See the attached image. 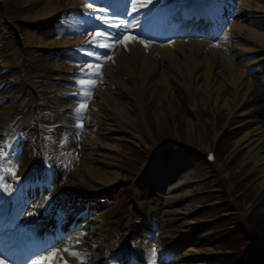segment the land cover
<instances>
[{
    "label": "rangeland",
    "instance_id": "rangeland-1",
    "mask_svg": "<svg viewBox=\"0 0 264 264\" xmlns=\"http://www.w3.org/2000/svg\"><path fill=\"white\" fill-rule=\"evenodd\" d=\"M4 1L6 6L13 7L23 17L28 11L40 8L44 1L56 2L55 0H32L31 4L28 5V3H24V0ZM236 1L235 12L241 5V0ZM251 1L256 3L259 0ZM262 1L264 6V0ZM74 2L73 0H61L60 6L66 7ZM251 6L253 10L257 9L256 4H251ZM260 14L263 16L264 11ZM256 15L258 14H254V16ZM252 16L253 14L249 13L241 18L243 20L241 24L245 28L239 39H235V43L231 45L234 47L230 48H232L233 56H239L238 58H244L245 55L249 56L243 52L244 50L253 51L252 58L245 62L250 64L256 60L257 64H247L250 69L241 70L239 69L241 66L235 63L231 57L228 60H231L229 62L233 64V68H230L227 59L214 61L216 70H221V72L210 73L209 83H206L208 89L205 92L202 83L207 82L208 59L206 58L209 53H196L188 61V65L195 69L194 87L196 91L195 99L187 101V107L183 106L182 88L185 86L184 79L191 80V78H187L189 72L184 71L185 74H182L179 70L180 65L185 60L183 54H180L183 58L177 55L174 61L163 62L156 69L154 76L157 79L161 78V80L166 79L167 81L168 79L169 87L173 90L166 91L167 86L157 89L159 93L166 92L169 95L166 101L172 97L175 107L168 113L169 103L166 105L164 102L160 106L161 103H157L156 94V103L146 96L147 104L145 107L150 110L151 117L149 124H141L138 107L134 104L131 93L115 88L116 85L103 89L110 94L103 100L108 101L112 98V101H116L118 109L126 112L129 120L133 123V127L126 126L120 134L110 135L102 140L103 147H107L108 150L112 148L111 151H114L118 158L111 160L101 157V165L95 163L93 164L95 167H111L113 175L125 179L123 175L125 169L129 168L133 173H140L141 165L147 160V155L160 147L164 148L174 143H181L201 146L209 150L212 143L219 139L220 153L223 156L221 161L224 163L228 174L227 182L236 191V203L244 208L245 217L248 215V223L251 229L256 231L258 242L253 244L248 242L244 246L236 248V252L220 251L222 243L217 237L224 231L218 228L214 220L209 219L215 217L218 211L213 209V206L223 202L220 195H214L221 188L218 178L211 172L203 159L193 153L164 156L160 162L165 166L162 169L165 175L163 172H149L150 169H148L144 172V184L141 189L147 190L149 218L158 223L157 226H150L149 229L152 233L158 230L161 234L159 238L160 248L171 255L172 264H220V261L224 260L225 257H230L229 259L234 264H242V257L246 251L245 246H254L255 243L264 244V62L260 65L264 58V39L258 40L255 36L256 33H261L264 37V21L261 19L263 24L260 25L261 20ZM80 27L81 24H78L77 28ZM39 29V31L24 30L26 39L28 40V35H30L36 40H47L50 30H47L45 26ZM248 29H253L251 33H253L254 38L249 37L255 39L256 43L246 40ZM251 33L249 32L248 35ZM222 37L223 35L216 37L214 49L220 48L218 43L222 42L220 41ZM50 39L57 41L53 37ZM222 44L225 45L226 42ZM9 51L14 54L12 49ZM184 53H188V51L186 50ZM29 55L32 58L36 56V62L42 68L53 69V66L59 64V61L47 59L40 55L32 53ZM192 61L195 62L194 65ZM196 65L197 67H195ZM59 71L64 73L59 75L66 78H68L67 75L74 74V72L66 74L64 70ZM241 72L244 88L247 92L243 101L231 83L234 80L233 76ZM77 77L83 79L81 75ZM122 79L127 83V76L122 77ZM56 92L60 93L57 90ZM56 92L52 91L50 94L52 101L55 97L52 95ZM222 98L230 100L227 107L222 106ZM103 100L100 98L97 101L102 104ZM120 101H123V104ZM162 110H164V114H159ZM101 115L104 120L105 115ZM114 116L117 117V114ZM220 134L223 135L222 138H219ZM243 137L246 138L244 141L241 140L243 141L242 147L237 150L235 143ZM140 141L142 142L140 143ZM258 144L259 147H257ZM132 147L138 152H135ZM80 162L79 160L71 161L74 171L67 184L71 185L73 181L79 179L78 173L82 168ZM94 166L91 165V168L93 169ZM100 173L103 174L104 169L100 170ZM94 185L99 187L98 183H94ZM63 188L62 185H57L55 190L60 192ZM120 188L123 189H116L114 197L129 196L128 187L121 186ZM220 208L222 209L223 206ZM101 212L106 217L112 211L103 208ZM227 215L233 216L234 212ZM229 221L230 219L222 220L220 226L223 225L231 230L239 226L236 222ZM248 230L249 226L247 229H243L242 235L246 236ZM252 261L253 254L250 259V262Z\"/></svg>",
    "mask_w": 264,
    "mask_h": 264
},
{
    "label": "bare ground",
    "instance_id": "bare-ground-1",
    "mask_svg": "<svg viewBox=\"0 0 264 264\" xmlns=\"http://www.w3.org/2000/svg\"><path fill=\"white\" fill-rule=\"evenodd\" d=\"M56 2L52 1H44V4L40 6V8L33 10V11H28L26 14V19L30 21H43L47 17H50L53 15L57 10L62 9L63 7H60V1L61 0H55ZM155 1V0H153ZM32 0H24L25 4H31ZM262 2V3H261ZM58 3V5H57ZM261 3V4H260ZM251 4H256L257 9L253 10ZM241 8L238 12H236V16L238 18L245 16L248 13L253 14L254 18H261L262 11H264V6H263V1L259 0L256 3H252L251 0H243L241 1ZM254 14H258L254 16ZM264 17V16H263ZM263 23V22H261ZM244 26L239 23H233L230 28L227 30L225 33V38L226 42L229 41H234L235 39H239L240 34H242V31L244 30ZM159 30V29H156ZM210 32V30L208 29ZM253 29H248V32L246 34L247 39L246 40H251L256 43L253 33H251ZM249 32L251 35H248ZM255 34V33H254ZM249 36L253 37L250 38ZM256 38L258 40H262L263 34L261 33H256L255 34ZM214 37V36H212ZM211 36L210 34H207L206 32H202L199 37H194L193 39L189 40L188 43L186 42H180V43H171V44H166L162 45L159 47H152L151 45L148 46L147 51L145 49H142L138 45L134 46H129V54H127L128 49H125V51H121V47L118 48L117 50L114 51L113 56H116L115 60L117 59L118 66H121L123 69H126L132 74L134 77H138L141 83V86L143 88L147 87L148 89H151L153 85V81L156 80V76L154 74L156 73V69L158 68V65L167 62L168 60L174 61L177 58V55L179 57L183 58V54L185 56V60L182 62L180 65V69L182 74H185L184 71L189 72L188 75L192 77L194 75L195 69H192L188 65V61L192 56H194L196 53H206L207 51L210 50V46H212V41L210 40ZM31 40H34V42H31L32 44L36 43L37 46L39 47H55L57 44L54 41L51 42H43L41 40H36L33 37L30 38ZM222 40V41H224ZM63 42H67V39H61ZM60 43V42H59ZM134 43H140L139 40H135ZM68 44V43H67ZM175 44V45H174ZM51 45V46H50ZM171 45H174L173 47H169ZM188 51V53H184L185 51ZM245 54L252 55L254 52L253 51H243ZM245 60L247 59L246 56ZM207 82L204 81L202 83V88L206 92L208 89V85L206 83L208 82V77L211 72H218L220 71L216 70L215 65L213 64L214 61L216 60H221V59H227V55L223 51H214L212 50L210 54L207 56ZM262 59V58H260ZM245 60H242L244 62V65L242 67L248 68V65L254 63L257 64L256 61L251 62L250 64L247 65L245 63ZM227 62L229 63L230 68H233V64L230 63L227 59ZM263 61L261 62L260 65H262ZM200 62L198 61V64ZM192 64L194 65L195 62L192 61ZM110 65L106 66V72L108 73V82L111 84L116 83V78H118L120 71L116 70V66L110 67ZM197 67V65L195 66ZM66 69V68H65ZM71 69V68H70ZM72 70V69H71ZM66 71V72H70ZM234 80L231 82L235 86V90L237 93H239V96L242 98V101L245 99V96L247 94L246 88H244V80H243V74L242 72L240 74H236L233 76ZM1 84V83H0ZM160 84V85H159ZM165 86H167L166 91L173 90V88L169 87V80L161 78L159 79V82L153 86L152 93L157 95V103H161L160 106L163 105L165 102L166 105L169 103L170 107L167 108V112L169 113L174 107V99L170 97L167 101L166 99L168 98V94L166 92L159 93L158 89H162ZM137 89V86H135ZM245 90V91H243ZM15 98V99H14ZM192 99H195V93L193 94ZM58 103H64L63 107L66 109H70L72 106L67 104L62 98L56 99ZM14 101H16V97L12 94V90L9 87H5V89L0 90V133L7 126V124L10 122L9 119L13 116L15 111L17 110ZM222 106H228L229 105V99L228 98H222ZM113 104V101H105L103 100V103L100 104L98 101H92L91 108H90V113H89V118H88V123L86 125V132L83 133L82 135V140L80 143H77L75 131L76 129L71 127L66 131L67 134V147L66 149L68 150V155L66 154V158L68 160H79L81 161L80 163L82 164L81 170H79V175L81 176V179L90 184L93 179H96L98 181H101V185L103 187L113 184L117 181L118 176L113 175V172L106 171L105 174H100L99 170L105 169L104 168H91V165L94 166L93 164L97 163L101 165L102 163V158L101 154H107L109 156H112L110 153L103 151L102 149L104 148L102 146V141L100 138H97L100 134L103 132H110L114 131L113 125L111 127L105 126L106 123L103 120V117L101 115V112L103 110H107L110 113L108 115H105V117L111 118L113 120L115 111L110 108V106ZM98 111H95L94 109H97ZM164 110L160 111L159 114H164ZM231 111V110H230ZM118 114V113H117ZM246 137L240 138L239 141L235 143V146L237 150L242 147L241 143L244 141ZM250 139V138H249ZM247 139V140H249ZM243 140V141H241ZM241 141V142H240ZM256 142V141H255ZM254 142V143H255ZM241 145V146H240ZM259 147V144L258 146ZM235 148V149H236ZM264 148V146H263ZM66 151V150H65ZM23 156V155H22ZM29 156L28 152L24 155L20 167L23 169V167L26 165L28 162ZM95 167V166H94ZM162 166H158L156 170H161ZM169 178V177H168ZM71 216L75 217L79 223V221H82L83 224L85 225H91L90 231H88L86 234L88 235L87 238L90 239L91 243L95 244L98 241V237H96V232L94 231V228L99 229V227H95L97 224L98 218L94 217L93 212H85L84 210H77L75 212L70 213ZM86 216V217H84ZM60 255H63V252H60Z\"/></svg>",
    "mask_w": 264,
    "mask_h": 264
},
{
    "label": "snow or ice",
    "instance_id": "snow-or-ice-1",
    "mask_svg": "<svg viewBox=\"0 0 264 264\" xmlns=\"http://www.w3.org/2000/svg\"><path fill=\"white\" fill-rule=\"evenodd\" d=\"M93 2L94 0H89L88 8H93ZM116 2H118V0H104L103 5H98L96 7V11L105 13L106 15L94 16L93 18L102 22L105 26L114 28L117 31L115 33H105L101 30H95L94 33L90 32L89 35H92L93 37L90 41L92 45L98 46L100 48L112 49L116 44L125 43V41H135L137 39L134 34L129 35V33H135L136 30L140 29L141 23L137 21V23L133 24L130 21H126L125 19H123L120 12L113 11L112 8L109 6ZM124 3L126 6V12L124 13V15L136 16L139 14L140 9H147V12L145 13V16L147 18L151 16L155 9L159 6L161 0H157L156 4H153V0H124ZM150 4H153L152 8L148 7ZM107 13H111V16H108ZM139 42L145 44L144 40H140ZM147 46L148 45L145 44V47ZM125 47H127L126 43ZM87 55L92 56L97 60L101 59L94 53H87ZM102 67L103 64L93 65L89 63L86 65V70H82L81 76L83 77V79H81L79 83L82 86L85 84L87 85V87L82 88L85 98H90L92 89L97 86V80H102ZM249 71L251 72L252 70ZM80 110L86 111L85 102H81L80 109H78L77 111ZM80 127H83L82 123ZM64 251L69 252L70 255L76 256L78 259L81 260V264H84L86 257L80 255V253L76 251L74 246L65 247ZM53 258H61L60 253L58 250L54 251L52 249H49L47 252L41 253L37 257L32 258L28 262V264H53ZM0 264H5V260L3 257H0ZM65 264H67V262H65ZM152 264H155L154 260Z\"/></svg>",
    "mask_w": 264,
    "mask_h": 264
},
{
    "label": "trees",
    "instance_id": "trees-1",
    "mask_svg": "<svg viewBox=\"0 0 264 264\" xmlns=\"http://www.w3.org/2000/svg\"><path fill=\"white\" fill-rule=\"evenodd\" d=\"M236 248V247H235ZM263 251H264V248H263Z\"/></svg>",
    "mask_w": 264,
    "mask_h": 264
}]
</instances>
